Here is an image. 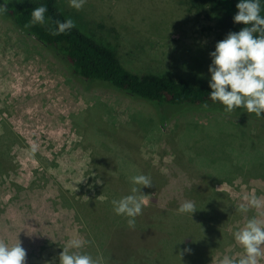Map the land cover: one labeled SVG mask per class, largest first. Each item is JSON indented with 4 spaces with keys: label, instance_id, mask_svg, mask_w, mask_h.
Here are the masks:
<instances>
[{
    "label": "rangeland",
    "instance_id": "rangeland-1",
    "mask_svg": "<svg viewBox=\"0 0 264 264\" xmlns=\"http://www.w3.org/2000/svg\"><path fill=\"white\" fill-rule=\"evenodd\" d=\"M78 11L110 33L120 60L134 72L163 70L172 76L180 72L188 79L191 73L209 84L211 77L205 80V76L214 38L207 34L203 18L189 13L184 1L86 0ZM196 48L202 50L197 64ZM103 104L113 108L110 121ZM136 115L152 117L144 104L117 92L100 86L84 89L52 54L0 20V240L10 246L20 242L27 252L26 264H59V254L71 239L83 241L81 251L100 258L102 264H147L140 252L152 249L155 253L149 257L155 259L162 250L164 231L105 227L104 248L111 256L103 262L94 230L77 217L75 209L95 199L115 213L112 200L141 187L131 183L132 176L141 174L149 176L153 186L137 193L145 203L136 222L147 224L174 201L181 205L194 195L207 196L211 177L209 195L222 222L212 237L213 243H219L203 248L206 264H219L228 253L237 258L242 254L233 233L252 216L264 219V208L237 211L245 195L264 198V179L252 174L258 159L256 142L225 126V121L238 119L198 113L158 127L155 144L150 145L147 131L131 119ZM185 120L201 126L187 138L176 137L181 127L185 130ZM250 126L255 128L253 123ZM230 149L236 150L241 172L229 180L226 175L231 172L225 174V168L230 165ZM237 167L238 163L233 171ZM173 258L182 263L193 260ZM173 258L154 264L179 262Z\"/></svg>",
    "mask_w": 264,
    "mask_h": 264
},
{
    "label": "trees",
    "instance_id": "trees-1",
    "mask_svg": "<svg viewBox=\"0 0 264 264\" xmlns=\"http://www.w3.org/2000/svg\"><path fill=\"white\" fill-rule=\"evenodd\" d=\"M182 1L185 2L189 13L198 19L202 17L205 24L207 23L206 31L209 36L214 38V47L218 41L225 39L230 32H238L244 27L243 24L234 23L233 20L234 15L238 12L236 5L239 0ZM41 5H46L48 8L45 14V23L33 25L30 23L31 12ZM0 9H3V11H0L2 22L30 37L52 54L55 59L63 64L70 75L81 82L84 89L90 90L100 86L117 92L132 102L144 104L150 110L152 117L147 118L148 115H136L131 116V119L143 131H147V142L150 140V145L155 144V133L158 127H163L166 122L173 119L179 122L188 114L218 113L238 119L237 123L225 121V126L234 133H244L251 143L256 142L258 159L253 164L255 171L253 170L252 174L264 179V116L258 117L255 114L247 113L243 108L232 112L225 111L222 104L213 102L210 99L209 94L212 89L209 84L204 80H200L199 76L198 79L194 78L191 73L189 74L190 79H188L180 76V72L173 76L162 73L163 70L157 74H138L127 68L118 56L110 33L94 24L90 18L85 16L84 12L70 7L67 0H0ZM262 14H264V5H262ZM68 18L74 20L75 27L66 33L54 35L53 32L57 27L56 22H62ZM200 49L196 48L193 51L195 63L196 60H200V54L202 53ZM190 51V49L187 50L189 55ZM143 53L146 54L145 51ZM183 61L187 60L183 59ZM211 63L212 61L209 62V65ZM200 65L204 67V62ZM194 69L198 71L200 67L197 66ZM206 70L208 74H206L205 80L211 77L208 65ZM205 103L208 104L207 108L203 107ZM103 107L110 121L113 108L108 104H103ZM185 122V130L181 127L179 132L175 133L176 137L187 138L189 134H192L196 128L199 129L201 126L200 123L186 120ZM251 123L255 124V128L252 129ZM111 124L113 128H116V122L111 121ZM176 124L179 126L178 123ZM184 142L187 143V140ZM230 150L231 152L229 151V154H227L230 165L228 164V169L225 168V174L231 172L226 175L229 180L236 177L234 174L241 172L239 171L240 160L238 161L237 156L234 158L236 150ZM237 163V170L233 171ZM226 176L225 180L227 179ZM211 179L210 177L209 193L212 190L213 182ZM122 184L124 185L122 189H124L125 182H122ZM209 193L203 197L200 195L192 197L191 200L195 203L197 209L193 216L179 213L177 209L180 204H176L174 201L169 209L155 215L149 221V224L136 222L134 228L141 231L150 227L159 232L164 231L165 237L161 240L162 250L155 254V259L152 260L149 257L155 253L153 251L155 249L140 252L145 254L147 264L161 263L165 259L168 260L176 256L183 259V261H185L183 257L187 259V256L193 260H190V263H182L181 260L173 258L179 262L171 264H206L207 252L203 248H212L213 245L219 243V241L213 243L212 237L218 233V227L222 222L219 223L214 204L212 205V201L215 200ZM191 194L193 193H190L189 196ZM89 207L96 208L98 211ZM75 209L77 217L87 223L90 229L94 230L93 237L97 239L96 250L99 251L100 256L102 255L104 262V259L106 260L111 256V253L105 251L104 248L108 238L107 235V238L104 237L105 227L121 230L132 229L127 224V218L112 213L108 205L101 200L92 199L89 203H84L81 207ZM187 237L192 238L190 243H186ZM215 239L220 240L217 236ZM191 244L194 246L191 247ZM104 264L108 263L104 262ZM135 264L138 263L135 262Z\"/></svg>",
    "mask_w": 264,
    "mask_h": 264
},
{
    "label": "clouds",
    "instance_id": "clouds-1",
    "mask_svg": "<svg viewBox=\"0 0 264 264\" xmlns=\"http://www.w3.org/2000/svg\"><path fill=\"white\" fill-rule=\"evenodd\" d=\"M86 0H69V6L80 10ZM264 0H239L234 15V23L243 24L238 32H230L225 39L218 41L215 50L210 53L212 63L209 65L211 79L209 94L213 102H219L224 110L232 112L236 109H245L247 113L264 116V14H262ZM3 11V9H0ZM46 5L34 8L31 12V24H44ZM54 35L63 34L75 27L71 18L57 21ZM203 107L207 108L205 103ZM36 145L31 151L35 153ZM100 183V181H96ZM133 187L131 194L113 199V210L117 215L127 218L129 228H134L136 217L142 214L145 201L142 196V187H151L152 180L147 175L131 177ZM143 194V193H142ZM245 203H241L237 211L247 213L250 209L264 208V198L257 195H245ZM196 205L191 200L184 201L177 211L181 214H190L196 211ZM234 240L241 246L242 254L237 258L234 255H224L219 264H261L264 260V219L252 216L247 223L233 233ZM84 242L80 239H71L59 254V264H102L100 258H93L87 252L81 251ZM190 251V250H189ZM27 252L18 242L9 245L0 240V264H26ZM46 264H52L47 261Z\"/></svg>",
    "mask_w": 264,
    "mask_h": 264
},
{
    "label": "crops",
    "instance_id": "crops-1",
    "mask_svg": "<svg viewBox=\"0 0 264 264\" xmlns=\"http://www.w3.org/2000/svg\"><path fill=\"white\" fill-rule=\"evenodd\" d=\"M227 255H229V253Z\"/></svg>",
    "mask_w": 264,
    "mask_h": 264
}]
</instances>
